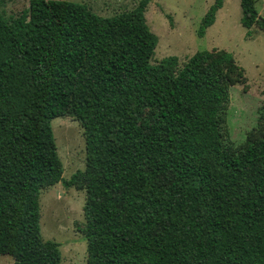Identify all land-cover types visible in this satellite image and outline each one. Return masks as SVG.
Returning a JSON list of instances; mask_svg holds the SVG:
<instances>
[{
    "label": "trees",
    "instance_id": "trees-1",
    "mask_svg": "<svg viewBox=\"0 0 264 264\" xmlns=\"http://www.w3.org/2000/svg\"><path fill=\"white\" fill-rule=\"evenodd\" d=\"M150 1L111 16L69 0L0 14V254L14 264H61L39 200L59 182L85 190L86 264H264V129L229 138L234 55L153 61ZM258 1L240 0L247 35L264 31ZM61 116L85 140V168L69 179L51 127Z\"/></svg>",
    "mask_w": 264,
    "mask_h": 264
},
{
    "label": "rangeland",
    "instance_id": "rangeland-1",
    "mask_svg": "<svg viewBox=\"0 0 264 264\" xmlns=\"http://www.w3.org/2000/svg\"><path fill=\"white\" fill-rule=\"evenodd\" d=\"M30 0H0V14L6 21L28 7ZM86 4L93 12L111 16L132 9L138 0H69ZM214 0H151L145 17L158 42L153 61L175 55L182 63L194 52L213 47L232 52L237 69L230 86L226 126L235 145L248 135L258 136L264 129L259 116L264 110V31L253 27L247 35L241 23L240 0H223L215 22L204 36L196 33L201 18ZM264 16V0L256 4ZM63 178L84 170L85 140L82 127L70 116L51 120ZM40 227L44 239L59 242L61 264H86V239L78 230L84 224L85 190L65 187L61 182L40 194ZM0 264H14L9 255L0 254Z\"/></svg>",
    "mask_w": 264,
    "mask_h": 264
}]
</instances>
